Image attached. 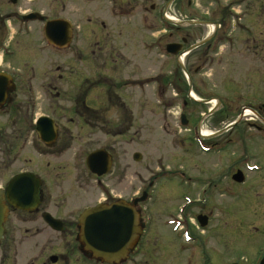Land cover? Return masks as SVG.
I'll return each instance as SVG.
<instances>
[{
	"label": "flooded vegetation",
	"instance_id": "1",
	"mask_svg": "<svg viewBox=\"0 0 264 264\" xmlns=\"http://www.w3.org/2000/svg\"><path fill=\"white\" fill-rule=\"evenodd\" d=\"M131 22L140 26L142 32L147 31L152 38L149 45L145 43L144 37H141L142 52H145L147 46L155 57L163 58L174 66L168 73L170 83L167 84L176 90L175 99L178 97L182 99L183 109L190 111L191 115L197 114V122L204 116H212L217 108L212 114L208 113L215 104L221 105L218 100L214 102L217 98L211 87L214 81L219 80L223 93L226 94L225 90H228L226 82L233 83L232 79L240 76V73H237L238 68L242 70L246 67L249 71L247 79H250V84L244 82V89H249L253 82L254 85H251L254 89L253 95L255 98L257 95L260 99L263 98L264 0H0V145H5L8 138L3 135L5 133L3 129H9L13 139L9 145V148L12 145L9 159L14 174L8 182L16 180L20 175L31 176L22 181L20 190L23 196L37 203L28 211L9 207V213L17 214L25 225L31 223L33 217L41 216L43 220L45 214L61 223L57 228L45 223V257L37 264H69L68 260L72 254L79 258L83 257L93 264H103L82 252L79 224L81 213L99 204L105 206L117 202L130 204L139 198L130 200L124 195L114 194L112 188L102 181L114 166L112 154L108 150H104L111 160L107 174L97 177L87 170L94 177L96 189L104 197L101 202L76 214L65 213L60 216L61 206L65 205L67 197L73 195L76 189L82 190L83 185L80 179L73 180L70 186L63 189L60 194L61 200L56 203L45 184V150L47 153H61L68 147L71 148L66 143L67 138L65 139V137H69L70 141L72 139L68 125H72V131L79 137L92 132L111 135L114 122L111 117L116 114L115 105L119 103L118 108L122 115L128 113L117 94L118 91L127 88L143 89L145 79L131 80L130 76H127L117 85L110 83V86L105 79L104 85L107 88L103 85L105 90H99L102 97L97 98L98 85L104 83L102 80L99 81L102 77H98L97 73L101 58L97 49L98 38L104 35L107 40L113 27L118 30V25H128ZM112 53L116 55L109 56L110 64L116 71L119 69L118 61L124 59L118 52ZM185 59L186 67L183 64ZM125 66L128 67L129 63ZM83 71L86 75H83ZM179 73L186 76L184 96L177 80ZM154 79L153 83L163 88V75H156ZM60 84L74 87L72 92L56 94L58 101L67 100L70 103L66 123L62 126L58 125L59 122L57 124L58 120L53 116V112L45 114V99L52 97L50 91L60 89L62 87L58 86ZM114 91L116 95L111 96L110 93H115ZM235 93L236 100L249 98L248 95L243 97V94L236 91ZM87 94L94 95L90 99V104L83 98ZM98 104L100 108H96ZM211 104L213 106L209 107ZM247 105L251 107V103ZM203 106H207L204 111L196 109V107L202 109ZM252 106L263 128L251 124L256 133L251 138L264 143V102ZM179 114L181 116V112ZM45 118L51 120L53 126L52 131L49 129L46 133ZM2 119H5L7 124H3ZM128 119L121 120L122 126L121 129L117 128V135L128 134ZM231 131L233 128L223 133ZM190 132L194 134L193 136L204 138L199 135L197 123L191 124ZM238 133L237 139H229L227 144L240 145L242 155L237 163H242V166L231 172L220 167L217 170L221 171L218 175L223 173L222 178L228 177L231 181L240 173L243 182L234 183L243 185L249 181L247 170L260 173L261 168L257 165L263 164L258 162V159L264 152L261 155L252 152L250 138L246 140L241 132ZM50 134L52 139L48 140ZM221 134L217 137L222 136ZM225 149V145H211L204 153L219 154L225 152ZM33 155L40 158L39 163L33 161ZM249 159L255 163L248 164ZM7 184L1 188L5 190ZM193 204L194 202H190L185 208ZM135 209L139 213L141 234L137 243L129 250L127 258L117 264H142L144 259L142 254L149 249L147 223L142 218L140 209L137 207ZM177 213L176 209L166 211L167 219L163 222V228H168L169 232L162 238L166 246L161 247L159 260L161 263L170 260L174 264L175 257L179 256L181 264H195V261L197 264L196 256L199 249L197 245H202L200 237L194 236L191 232L189 218L180 219L184 232H178L177 225L175 226ZM201 217L206 218L204 228H207L210 220L209 216L204 214L194 216L197 227L200 226ZM257 237L255 234L251 250L254 256L252 264H259L264 256V237L260 240ZM170 244L172 254L166 251ZM13 252L12 263L18 264V249L14 247ZM203 254L204 264H224L223 258L220 261L218 252L212 251L207 256L206 250ZM3 262L4 260H1L0 264Z\"/></svg>",
	"mask_w": 264,
	"mask_h": 264
},
{
	"label": "rangeland",
	"instance_id": "2",
	"mask_svg": "<svg viewBox=\"0 0 264 264\" xmlns=\"http://www.w3.org/2000/svg\"><path fill=\"white\" fill-rule=\"evenodd\" d=\"M117 27L118 30L116 27L112 28L109 39L106 40L104 35L98 38L97 49L101 58L97 73L98 77H102L99 81L102 80L104 83L98 85L97 91L104 89L105 79L108 86L111 85L110 83L117 85L123 77L127 76H130L131 80L140 78L145 79L146 82L140 90L127 88L118 91L117 94L125 104L128 113L122 115L118 108L119 103L115 102L117 105H115L114 113L116 114L111 117L114 121L113 135L92 132L79 137L75 131H72V125H68L72 139L71 141L69 137L65 139L67 138L66 143L71 148L68 147L61 153H47L45 150V184L54 202L58 203L61 200V192L70 186L73 180L80 179L83 185L82 190L76 189L73 195L67 197L65 205L61 206L60 216L65 213L76 214L102 201L104 197L96 189L94 177L85 167V159L97 150H108L112 154L114 166L109 175L102 178V181L112 188L114 194L124 195L130 200L140 197L143 193L147 196L144 202L136 206L147 223L146 232L149 238V249L142 254L144 258L142 264L164 263L159 260L160 251L161 247L166 246L162 238L169 229L163 228V222L167 219L166 211L175 209L178 212L175 223L178 232H184L181 229L184 226L178 224L180 219L189 218L191 232L194 236L200 237L202 245H197L199 247L196 256L197 264L205 263L203 251L206 250L207 256L212 251L218 252L220 261L223 258L224 264H252L254 256L251 250L254 245V236L257 234L259 240L264 237V160L262 161L264 154L258 159V162L263 164L257 165L261 168L260 173L247 170L249 181L243 185H236L228 177L222 178L223 173L218 175L221 171L218 172L217 168H224V171L231 172L236 167L242 166V163H237L242 155L240 145L227 144L229 139H237L238 132H241L246 140L250 138L249 145L252 152L260 155L264 152V143L251 138L256 135L251 124L263 128L252 105L264 102V89L262 99L259 95L257 98L253 95L254 89L251 86L254 85L253 82L249 89L245 90L244 82L250 84V79H247L249 71L246 67L242 70L238 68L237 73H240V76L231 78L233 83L226 82L228 83L226 94L223 93L219 80L214 81L211 85L214 96L217 97L214 102L218 100L221 105L215 104L213 111L217 108L216 112L212 116H204L197 122V114L191 115L190 111L182 109V99L179 97L175 99L177 98L176 90L172 85L167 84L170 83L168 73L174 66L163 58L155 57L147 46L145 52H142L141 37H144L145 43L150 45L152 39L150 34L147 31L142 32L141 27L133 22ZM112 51L118 52L124 59V61H118L119 69L116 71L110 64L109 56L116 55ZM126 63H129L128 67L125 66ZM183 64L187 66V59ZM245 64L247 65L248 62ZM159 74L163 75V88L153 83L154 77ZM83 75H86L84 71ZM185 79L186 76L183 73L177 76L183 96ZM210 79L213 78L210 77ZM259 83L260 80L257 84ZM58 86L62 87L56 91H50L53 96L45 99V114L53 112V116L58 120L57 124L59 122L58 125L62 126L66 123L70 103L67 100L58 101L56 94L64 91L72 92L74 87L65 84ZM235 91L243 94V97L248 95L249 98L236 100ZM112 94L115 96L116 92H111L110 95ZM93 97L94 95L87 94L83 98L90 104V99ZM100 97L102 95L99 91L97 98ZM248 103H251V107L247 105ZM211 106L213 104L209 105ZM206 107L203 106L202 109L196 107V109L204 111ZM96 108H100V105L98 104ZM245 111L249 114L245 115ZM180 112L187 118L188 123L185 127L180 125ZM124 119H128L129 132L123 136L117 135V128L121 129V120ZM5 121L2 119L3 124H7ZM193 123L199 124L201 131L210 132L211 135L206 138L193 136L194 134L190 132V126ZM233 123L235 125L229 128H233V131L223 133L229 130L226 128ZM3 130H5L3 135L8 138L5 145H0V187L8 183L14 174L9 159L12 154L10 150L12 145L10 148L9 145L13 139L9 129ZM218 133L223 135L217 137ZM211 145H225V152L205 154L204 152ZM134 155H140V160L135 161ZM33 161L39 163L40 158L33 155ZM254 163V160L249 159L248 164ZM204 179L210 180L204 181ZM186 200L195 204L184 208ZM198 214L209 216L210 223L207 228L197 227L194 216ZM31 221L25 225L17 214L9 213L4 224L5 239L0 242V261L4 260L3 264H13L14 247L19 252L18 264H37L45 257V223L41 216L33 217ZM166 251L172 254L171 244L166 247ZM180 260L179 256L175 257L174 264H181ZM68 262L69 264H93L75 254L70 256ZM164 264L173 263L167 260Z\"/></svg>",
	"mask_w": 264,
	"mask_h": 264
},
{
	"label": "water",
	"instance_id": "3",
	"mask_svg": "<svg viewBox=\"0 0 264 264\" xmlns=\"http://www.w3.org/2000/svg\"><path fill=\"white\" fill-rule=\"evenodd\" d=\"M211 113L212 111L209 115ZM181 125H186L183 117L181 118ZM234 125L235 123L230 124L226 129ZM49 129L50 131L53 129L52 121L45 118V133ZM49 139H52L51 134L48 137ZM140 158L139 155H134L135 161H139ZM110 165L109 156L101 150L91 153L86 159L88 170L98 177L105 175L109 171ZM27 178L29 176L21 175L16 180L11 181L5 193L0 189V241L3 239V225L9 213L8 205L27 211L37 204L35 200L23 196L20 190V186L23 184L22 181L27 180ZM233 179L237 183L243 181L240 173H237ZM145 198V194H143L140 199L134 200L132 205L119 202L111 206L98 205L84 211L79 218L81 226L80 243L83 245V252L106 264L124 260L141 234L139 216L135 206L137 203L144 201ZM44 219L53 228L61 225L59 221L48 215L44 216ZM201 219L200 225L204 227L206 224L205 218ZM259 264H264V257Z\"/></svg>",
	"mask_w": 264,
	"mask_h": 264
},
{
	"label": "bare ground",
	"instance_id": "4",
	"mask_svg": "<svg viewBox=\"0 0 264 264\" xmlns=\"http://www.w3.org/2000/svg\"><path fill=\"white\" fill-rule=\"evenodd\" d=\"M248 111H245V115H248ZM202 137H208L211 135L210 132H207V131H201V134H200Z\"/></svg>",
	"mask_w": 264,
	"mask_h": 264
}]
</instances>
